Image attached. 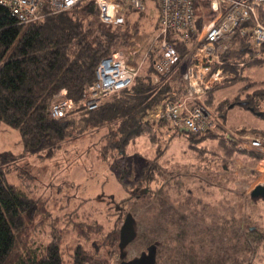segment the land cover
<instances>
[{
  "label": "trees",
  "instance_id": "trees-1",
  "mask_svg": "<svg viewBox=\"0 0 264 264\" xmlns=\"http://www.w3.org/2000/svg\"><path fill=\"white\" fill-rule=\"evenodd\" d=\"M132 13L139 15L135 17ZM144 13L130 10L124 14L122 23H104L100 21L96 9L92 10L88 2L83 1L67 10L47 13L40 19L25 23L0 5V123L8 129H16L22 145L21 152L4 154L6 161L0 160V264H118L111 263L109 256L113 253L119 256L120 227L117 221L124 218L120 204L115 206L119 214L114 226L101 237L99 244L94 243L92 248H87L85 242L88 243L92 234L100 233L103 228L102 224L91 226L82 221L87 220V215H82V212L81 220L76 219L81 211L80 204L76 207L79 212L73 215L67 212L69 216L60 227L50 219L54 215L48 209V198L39 197L37 202L34 194L24 193L20 185L7 179L9 173L18 171L13 166L16 158L34 155L50 159L67 148L72 140L86 135L95 140L99 157L107 163L111 172L117 171L116 181L126 192L129 191L126 197H120L121 204L133 197L150 200L157 206L163 223L177 227L174 255L168 257V264L244 262L237 258V254L247 249V240L233 252L220 253V246H214L211 253H194L187 246L191 229L185 216L169 206L157 190L153 192L148 186L143 188L139 184L144 182L148 185L156 175L163 174L167 167L160 166L158 159L166 153L175 136L184 137L188 146L198 154L205 153L206 143L215 142L216 149L209 151V168L217 165L224 170L229 160L238 155L245 156L252 163L263 158L261 150L227 132L224 123L216 119L214 127L190 133L172 127L165 119L155 120L152 117L162 100L177 98L184 87L182 82L177 84L178 65L164 76L155 71L153 43L150 45L152 49L148 46L145 54L148 63L129 86L107 96L95 109L76 105L61 118L49 116L51 101L63 89L66 97L76 103L80 101L83 88L95 80L96 66L111 52L112 45L125 47L142 36L140 25ZM154 26L158 30L157 19ZM169 36L171 41L175 40L174 45L183 56L186 47L172 33ZM251 48L248 38L234 36L224 56L235 62L243 61L245 65L251 58L246 56V51ZM227 66L225 72L236 69ZM235 79L227 78L223 82L231 83ZM218 87L209 89L205 96V103L216 107L217 111L222 107L220 103L215 105L213 92ZM235 104L264 116V89H253L242 99L236 96L232 106ZM219 115L222 120L224 115ZM234 128L239 132L245 131L239 126ZM249 131L253 133L251 136L264 139L262 129L251 128ZM144 136L157 147L152 159L138 151L131 152L134 144ZM132 156L140 159L142 164L138 168L140 171L128 178ZM93 220L96 221V217ZM66 230L78 235V241L70 250L63 245ZM39 231L46 232V239L38 238ZM253 232L250 230L249 233ZM156 237L158 235L153 233L145 244L156 242L158 247L160 241H156ZM100 250L105 252L99 254ZM156 262L158 264L157 253Z\"/></svg>",
  "mask_w": 264,
  "mask_h": 264
},
{
  "label": "rangeland",
  "instance_id": "rangeland-1",
  "mask_svg": "<svg viewBox=\"0 0 264 264\" xmlns=\"http://www.w3.org/2000/svg\"><path fill=\"white\" fill-rule=\"evenodd\" d=\"M145 5L146 10L141 15L140 25L142 36L125 47L112 45L122 49L130 63L140 64L138 73L148 63V58L145 57L148 46L153 43V51L158 50V40L155 37L158 30L154 26L157 11L151 0H146ZM132 14L135 17L139 15ZM246 56L251 58L242 68L234 66L235 70L225 72L228 78L236 79L231 83H220L213 92L215 105L219 106L220 103L222 107L217 111L216 107L208 104L207 106L213 110L214 118L224 123L227 132L250 145L247 137L253 133L249 130L259 128L264 131V116L237 104L232 106V101L236 96L244 98L246 93L253 89H264V45L259 49L251 48L246 51ZM177 84L180 85L178 74ZM220 113L224 115L223 121ZM237 126L245 131H237L234 128ZM93 141L95 140L87 135L76 138L67 148L50 159L44 160L34 155L16 158L13 166L17 167L18 171L9 173L7 179L20 185L24 193L34 194L37 202L39 197L48 198V209L54 215L50 219L60 227L69 216L67 212L73 215L79 210V214L76 213L77 220H81L82 212V215H87V220L82 221L91 226L102 224L103 230L93 233L89 242H85L87 248H92L94 243L99 244L101 237L114 226L119 214L115 206L120 204L124 217L127 212L132 213L136 226V237L126 247L125 258H132L145 250L148 245L145 241L154 233L158 235L155 240L160 241L159 250L157 247L158 264H168V257L174 255L177 227L163 223L157 206L150 200L133 197L121 204L120 197H126L129 191L126 192L118 180L116 181L117 171L112 173L107 163L100 159ZM205 145V153L198 154V151L188 146L184 137L175 136L166 153L158 159L160 166L167 167L163 174L156 175L148 185L144 182L139 184H142L143 188L148 186L153 192L157 190V194L164 198L169 206L185 216L191 229L187 246L191 247L194 253H211L214 246H220V253L233 252L247 240L248 247L245 252L237 254V258L244 260L241 264H264V199L251 196L252 188L264 182V158L252 163L249 159L247 161L245 156L238 155L229 160L224 170L217 165L209 168V151L216 149V143ZM133 147L132 153L138 151L149 159L156 155L157 147L150 143L146 136L140 137ZM21 150L18 131L8 129L0 123V160L5 162L4 154H18ZM130 159L128 178L133 177L136 171L139 172L138 168L142 164L140 159L134 156ZM79 204L81 208L76 210ZM94 217L96 221L93 220ZM123 219L117 221L119 227ZM250 230L254 232L249 233ZM65 232L67 233L64 235L63 245L65 249L70 250L78 241V235L70 230ZM37 236L46 239L47 235L46 232L39 231ZM104 252L100 250L99 254ZM109 259L111 263H117L118 254L113 253Z\"/></svg>",
  "mask_w": 264,
  "mask_h": 264
},
{
  "label": "built area",
  "instance_id": "built-area-1",
  "mask_svg": "<svg viewBox=\"0 0 264 264\" xmlns=\"http://www.w3.org/2000/svg\"><path fill=\"white\" fill-rule=\"evenodd\" d=\"M83 1H87L92 10L96 9L104 23L119 24L126 11L146 10V0H0V5L8 8L17 20L27 23ZM151 1L158 21L154 69L158 74L166 75L178 65V78L184 84L182 94L162 100L152 117L165 119L172 127L190 133L212 128L215 126L214 112L205 103V96L209 89L228 78L225 66L242 68L244 65L243 61L235 62L224 56L234 36L248 38L255 49L264 45V0ZM170 33L186 47L183 56L175 47V40L169 39ZM123 53L122 49L111 46V52L96 66L95 80L83 88L80 101L76 103L58 93L49 105V116L61 118L76 105L95 109L107 96L129 86L138 74L140 64L130 63ZM248 138L251 146L264 151L263 138Z\"/></svg>",
  "mask_w": 264,
  "mask_h": 264
},
{
  "label": "water",
  "instance_id": "water-1",
  "mask_svg": "<svg viewBox=\"0 0 264 264\" xmlns=\"http://www.w3.org/2000/svg\"><path fill=\"white\" fill-rule=\"evenodd\" d=\"M257 114L259 115L260 113L258 112ZM251 196L261 197L262 199H264V182L258 183L252 188ZM135 237H136L135 220H134L132 213L127 212L119 228V242H118L119 261H118V264H157L156 262L157 243L156 242L148 244L146 246V249L140 251V253L137 256H134L129 259L125 258L126 257V247L135 239Z\"/></svg>",
  "mask_w": 264,
  "mask_h": 264
},
{
  "label": "crops",
  "instance_id": "crops-1",
  "mask_svg": "<svg viewBox=\"0 0 264 264\" xmlns=\"http://www.w3.org/2000/svg\"><path fill=\"white\" fill-rule=\"evenodd\" d=\"M65 92H66V91H65L64 89L60 91L61 94H65ZM263 158H264V151H263ZM263 158H262V159H263Z\"/></svg>",
  "mask_w": 264,
  "mask_h": 264
}]
</instances>
